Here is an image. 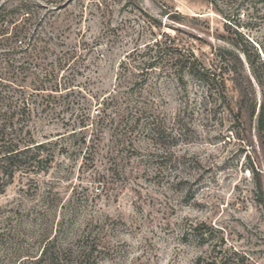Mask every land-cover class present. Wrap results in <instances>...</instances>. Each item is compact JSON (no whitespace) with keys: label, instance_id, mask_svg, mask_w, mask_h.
Listing matches in <instances>:
<instances>
[{"label":"rangeland","instance_id":"374dc122","mask_svg":"<svg viewBox=\"0 0 264 264\" xmlns=\"http://www.w3.org/2000/svg\"><path fill=\"white\" fill-rule=\"evenodd\" d=\"M9 20L42 51L0 34V112L16 113L4 130L0 115V145L32 147L4 178L0 264H36L49 244L71 264L86 240L93 264H264V139L251 116L264 100L253 70L264 83V0H0ZM26 59L62 88L21 116L13 82L31 86ZM186 59L230 65V108Z\"/></svg>","mask_w":264,"mask_h":264},{"label":"trees","instance_id":"16d2710c","mask_svg":"<svg viewBox=\"0 0 264 264\" xmlns=\"http://www.w3.org/2000/svg\"><path fill=\"white\" fill-rule=\"evenodd\" d=\"M14 22L12 20L7 21L6 23H2L0 25V34L3 35V38H5L3 41H6L8 44L13 45V49L21 47L19 43L25 44L26 52L29 54V56L33 55L34 53L41 52V48L38 45V43L33 42L29 35L28 31L25 30L23 27L15 26L11 29V25ZM24 40H27L24 42ZM29 40H31L29 42ZM1 43V42H0ZM194 57V55H192ZM26 59L23 62V68L27 70V73H24L26 78H31L33 75H35V78L33 81H31V86H26L23 84H16V82H13L15 91L20 94L18 99L20 100V104L15 106V108L19 107V111L17 114L21 116H26L32 111V103H37L38 108L42 107V110H46L47 107L53 105L55 101H53L54 98H56L54 92L61 90L60 82L54 84L51 87L46 86L45 80H49L48 76H51V73L44 72L42 75L41 73H37L34 70V68L37 67V64L30 63ZM180 60V59H178ZM26 62V63H25ZM182 62V61H179ZM264 63V62H263ZM153 63H150L148 66L152 67ZM180 67L183 71L188 72L191 75H194L201 81L211 85L218 87V95L222 98V100L225 102L226 106L228 108L231 107V104L228 99L227 95V84H226V78L225 73L231 70V67L229 64L222 65L220 68V71L212 70L211 68H207L199 64L198 60H192V59H186L185 62L179 63ZM122 65V64H121ZM44 68V67H43ZM254 68V67H253ZM256 79L259 81V84L263 86L264 83L262 81V76L258 74L256 69H253ZM53 80V78H52ZM42 93L41 95H39ZM41 96L42 101L38 102L37 99L35 101H32V97ZM10 108H12V105H10ZM8 110L3 111V113L0 112L1 116H4V124H2V127H4L2 130H4L7 127H12L15 125V121H13L15 114H10L7 112ZM242 108L239 109V112L237 115H241ZM10 114V115H9ZM256 115L257 119V129L261 137L264 139V100L260 103L258 111L257 107L253 106L251 109V116L254 117ZM114 120V119H113ZM115 122V120L113 121ZM141 124L140 117L138 116L136 120L131 124V127L128 128L122 135V137L126 136L130 132H134L135 129H137ZM130 130V131H129ZM151 136L155 137L156 139L162 140V127L156 123L151 127ZM117 137H121L117 135ZM126 139V137H124ZM1 140L3 143L0 145V193L3 192L5 189V186L7 182H5V177L12 178L14 175L15 168L19 167L20 163L26 160L28 157V153L30 149L32 148L30 144H25L24 146H21L19 142H9L10 140H6L3 137H1ZM37 148L41 147V144L36 145ZM40 156V152L37 153ZM257 188L261 193H263V185L261 179L257 178ZM98 243L96 241H83L79 251L77 252L76 259L73 258L71 264H93L95 261V252L97 250ZM63 252L62 254H64ZM62 254L59 253V251L54 250V248H50L49 246H45L41 255L35 262L36 264H70L69 260L65 261L63 259ZM71 259V257H68ZM75 259V261H74Z\"/></svg>","mask_w":264,"mask_h":264}]
</instances>
